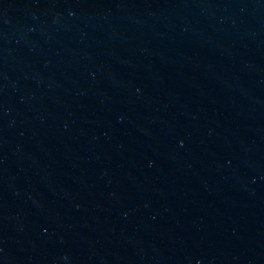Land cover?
Instances as JSON below:
<instances>
[{"label":"water","instance_id":"obj_1","mask_svg":"<svg viewBox=\"0 0 264 264\" xmlns=\"http://www.w3.org/2000/svg\"><path fill=\"white\" fill-rule=\"evenodd\" d=\"M0 264H264V0H0Z\"/></svg>","mask_w":264,"mask_h":264}]
</instances>
